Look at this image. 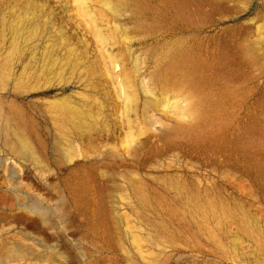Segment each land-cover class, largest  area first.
<instances>
[{
    "label": "rangeland",
    "instance_id": "rangeland-1",
    "mask_svg": "<svg viewBox=\"0 0 264 264\" xmlns=\"http://www.w3.org/2000/svg\"><path fill=\"white\" fill-rule=\"evenodd\" d=\"M0 264H264V0H0Z\"/></svg>",
    "mask_w": 264,
    "mask_h": 264
},
{
    "label": "bare ground",
    "instance_id": "bare-ground-1",
    "mask_svg": "<svg viewBox=\"0 0 264 264\" xmlns=\"http://www.w3.org/2000/svg\"><path fill=\"white\" fill-rule=\"evenodd\" d=\"M174 65H172L170 68H169V71L174 69V68H177L176 65L178 66H182L184 64H186V57L185 55H182V54H179V55H176L174 56ZM197 116V114H195V117Z\"/></svg>",
    "mask_w": 264,
    "mask_h": 264
}]
</instances>
